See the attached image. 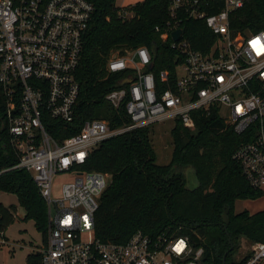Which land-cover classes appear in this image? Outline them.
Masks as SVG:
<instances>
[{
  "label": "built area",
  "instance_id": "built-area-1",
  "mask_svg": "<svg viewBox=\"0 0 264 264\" xmlns=\"http://www.w3.org/2000/svg\"><path fill=\"white\" fill-rule=\"evenodd\" d=\"M216 1L222 10L208 14L214 0H168L171 19H202L215 37L203 53L191 48L182 28L174 27L172 32L182 33L178 41L171 38L177 58L169 87H157L153 53L144 46L109 59L108 72L123 74L119 85L132 79L104 97L115 109L125 107V126L86 120L77 134L57 141L47 132L48 120H74L79 96L75 73L94 8L86 0H0L2 126L18 153L15 167L31 174L46 203V242L36 249L41 264H209L203 248H195L187 236L137 231L124 243L95 237L94 214L109 178L81 168L100 143L136 128L167 121L173 125L178 119L194 130L193 113L218 108L236 134L254 127L256 139L240 145L233 159L252 187H264V30L235 33L230 13L245 0ZM120 16L127 19L131 13L122 10ZM59 173L70 180L53 186ZM245 252L241 264H264V241Z\"/></svg>",
  "mask_w": 264,
  "mask_h": 264
},
{
  "label": "trees",
  "instance_id": "trees-1",
  "mask_svg": "<svg viewBox=\"0 0 264 264\" xmlns=\"http://www.w3.org/2000/svg\"><path fill=\"white\" fill-rule=\"evenodd\" d=\"M93 6L82 41V52L75 78L79 96L71 123L48 120L47 131L55 140L75 135L86 120H106L112 127L129 122L124 106L113 108L105 95L119 88L123 74L107 70L109 59L128 50L146 47L153 53L157 87L171 85L177 53L171 49L170 33L175 26L195 51L207 52L215 37L202 19H171L168 0H143L127 7L115 0H86ZM214 9L222 4L214 0ZM122 10L131 16L124 19ZM230 28L235 33L264 30V0H245L230 13ZM165 76L169 77L164 81ZM4 98L0 87V192L16 196L24 210L23 221L31 220L46 242V203L31 174L16 168L18 153L2 126ZM195 129L175 120L170 130L172 152L169 164L156 163V154L146 126L103 141L90 152L82 171L107 175L109 182L100 196L94 214L95 237L101 242L124 243L142 231L187 236L195 248H203L209 264H241L248 253L237 255L246 245L264 241V210L251 214L236 213L235 202L256 199L262 190L252 187L243 177L240 164L233 159L237 148L256 139L254 127L236 134L226 126L218 108L193 113ZM190 170L197 186H188L184 170ZM17 208L0 203V233L10 226ZM231 246L233 248L231 249ZM227 253L225 262L223 257ZM236 255V258H232ZM26 264H41V254L31 252Z\"/></svg>",
  "mask_w": 264,
  "mask_h": 264
},
{
  "label": "rangeland",
  "instance_id": "rangeland-1",
  "mask_svg": "<svg viewBox=\"0 0 264 264\" xmlns=\"http://www.w3.org/2000/svg\"><path fill=\"white\" fill-rule=\"evenodd\" d=\"M130 3L123 2V0H116V6L127 7ZM173 125L171 122H163L152 125L149 128V137L152 147L156 154V163L160 165H167L171 159L172 141L170 130ZM188 180V186L193 188L197 186L196 179L190 170H184ZM70 176L65 173H59L53 177V186L59 185L61 182H67ZM262 196L256 199L238 200L235 202L234 210L236 213L243 210L251 214L264 210V187ZM53 193H56L54 189ZM0 203L8 207L14 205L17 208V213L13 223L8 226L2 233L6 244H0V264H26V257L29 253L35 252L37 248L43 245L41 234L35 229L34 223L31 220L23 221L24 210L18 204L16 196L5 192H0ZM0 236V241H1ZM253 244V243H251ZM246 245L242 242L238 254H245L246 249L251 245ZM233 255V259L236 258Z\"/></svg>",
  "mask_w": 264,
  "mask_h": 264
},
{
  "label": "water",
  "instance_id": "water-1",
  "mask_svg": "<svg viewBox=\"0 0 264 264\" xmlns=\"http://www.w3.org/2000/svg\"><path fill=\"white\" fill-rule=\"evenodd\" d=\"M181 33H182V29H178V30L173 31L171 33L172 40L173 41H178L180 39ZM131 81H132V79L124 80V81L120 82V85L122 86V85H124L126 83H130ZM232 248H233V246H231V249ZM226 255H227V253L223 257V262H225Z\"/></svg>",
  "mask_w": 264,
  "mask_h": 264
},
{
  "label": "crops",
  "instance_id": "crops-1",
  "mask_svg": "<svg viewBox=\"0 0 264 264\" xmlns=\"http://www.w3.org/2000/svg\"><path fill=\"white\" fill-rule=\"evenodd\" d=\"M115 1H116V0H115ZM140 1H143V0H123V2L130 3V5H133V4H135L136 2H140ZM124 6H129V4H128V5H125V4H124Z\"/></svg>",
  "mask_w": 264,
  "mask_h": 264
}]
</instances>
